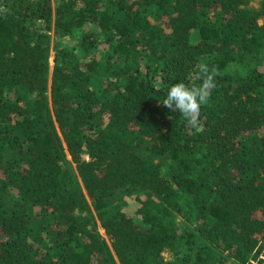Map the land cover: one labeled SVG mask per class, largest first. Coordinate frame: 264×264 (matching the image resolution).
<instances>
[{
	"label": "trees",
	"instance_id": "16d2710c",
	"mask_svg": "<svg viewBox=\"0 0 264 264\" xmlns=\"http://www.w3.org/2000/svg\"><path fill=\"white\" fill-rule=\"evenodd\" d=\"M250 1L0 0V264H264ZM201 62L220 75L193 129L160 102Z\"/></svg>",
	"mask_w": 264,
	"mask_h": 264
},
{
	"label": "clouds",
	"instance_id": "9594fccd",
	"mask_svg": "<svg viewBox=\"0 0 264 264\" xmlns=\"http://www.w3.org/2000/svg\"><path fill=\"white\" fill-rule=\"evenodd\" d=\"M219 75L216 66L201 62L196 70V79L200 82L197 84L178 81L172 84L160 103L170 112L180 113L188 127L198 129L200 108L208 103L212 90L217 86L216 77Z\"/></svg>",
	"mask_w": 264,
	"mask_h": 264
},
{
	"label": "rangeland",
	"instance_id": "374dc122",
	"mask_svg": "<svg viewBox=\"0 0 264 264\" xmlns=\"http://www.w3.org/2000/svg\"><path fill=\"white\" fill-rule=\"evenodd\" d=\"M52 2H56V1H61V0H51ZM250 5H252V6H254V7H258L259 6V4H258V0H251L250 1ZM263 21H264V15H262L259 19H258V23L259 24H262L263 23ZM85 30H88L89 29V31H93V32H95V29H94V27L92 28L90 25H85ZM51 30H52V28H51ZM75 40V39H74ZM199 40V33L196 31V30H194V31H192V34H191V36H190V41L191 42H193V43H195V42H197ZM53 41V40H52ZM51 41V44H50V46H52V44H53V42ZM64 41V43H70L71 44V42H69L68 40H63ZM73 44V43H72ZM54 52L53 51H51L50 52V58H49V72H48V77H49V80H48V84H47V89H48V86H50V75H51V70H52V66H53V63H54ZM264 66V65H263ZM102 83V81L101 80H97V82L95 83L96 85H99V83ZM100 86V85H99ZM98 86V87H99ZM48 90H47V95H48ZM68 158H69V156H68ZM73 169H75L74 168V166H73ZM75 171V170H74ZM138 206H139V203H138V201L136 200V199H134L133 197H130L127 201H126V203L124 204V208H123V211H125V213L128 215V216H130L132 219H134V220H138V215L136 214V210H137V208H138ZM91 210H92V212H93V214L95 215V217H96V220H97V226H98V231L100 232V234L102 235V236H104L105 238H106V240H107V242H108V244H110V242H109V240H108V238L106 237V234H105V231H104V229L101 227V225H100V221H99V219H98V217H97V211L93 208V206L91 205ZM168 252H166V253H163V255L164 256H167L168 257Z\"/></svg>",
	"mask_w": 264,
	"mask_h": 264
}]
</instances>
